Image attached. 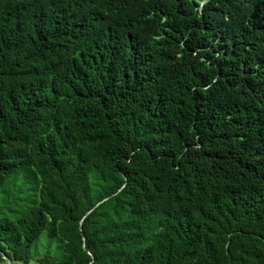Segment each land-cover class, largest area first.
Wrapping results in <instances>:
<instances>
[{
  "label": "trees",
  "instance_id": "trees-1",
  "mask_svg": "<svg viewBox=\"0 0 264 264\" xmlns=\"http://www.w3.org/2000/svg\"><path fill=\"white\" fill-rule=\"evenodd\" d=\"M43 232L32 264H264V0H0V264Z\"/></svg>",
  "mask_w": 264,
  "mask_h": 264
},
{
  "label": "rangeland",
  "instance_id": "rangeland-1",
  "mask_svg": "<svg viewBox=\"0 0 264 264\" xmlns=\"http://www.w3.org/2000/svg\"><path fill=\"white\" fill-rule=\"evenodd\" d=\"M24 173H21L19 177L23 179ZM54 254L56 252V242L53 241L48 245V241L45 236V232H43L36 243L31 248V264L38 258L41 257L44 253Z\"/></svg>",
  "mask_w": 264,
  "mask_h": 264
},
{
  "label": "water",
  "instance_id": "water-1",
  "mask_svg": "<svg viewBox=\"0 0 264 264\" xmlns=\"http://www.w3.org/2000/svg\"><path fill=\"white\" fill-rule=\"evenodd\" d=\"M3 258L6 261V264H13L12 261L8 257L4 256Z\"/></svg>",
  "mask_w": 264,
  "mask_h": 264
}]
</instances>
